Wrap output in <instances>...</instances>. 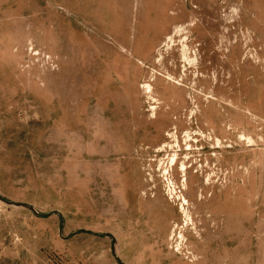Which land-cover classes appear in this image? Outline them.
Listing matches in <instances>:
<instances>
[{
	"label": "rangeland",
	"instance_id": "rangeland-1",
	"mask_svg": "<svg viewBox=\"0 0 264 264\" xmlns=\"http://www.w3.org/2000/svg\"><path fill=\"white\" fill-rule=\"evenodd\" d=\"M0 264H264V0H0Z\"/></svg>",
	"mask_w": 264,
	"mask_h": 264
},
{
	"label": "bare ground",
	"instance_id": "bare-ground-1",
	"mask_svg": "<svg viewBox=\"0 0 264 264\" xmlns=\"http://www.w3.org/2000/svg\"><path fill=\"white\" fill-rule=\"evenodd\" d=\"M147 87H148V88H150V86H149L148 84H147ZM189 136H190V135H187V138H190ZM174 139H175V138H174ZM175 140H176V139H175ZM187 145H188V144H187ZM177 146H178V145H177ZM186 147H189V146H186ZM174 154H175V153H174ZM172 160H173V159H172ZM172 162H173V161H172ZM182 168L185 170V168H184V165H183V164H182Z\"/></svg>",
	"mask_w": 264,
	"mask_h": 264
},
{
	"label": "water",
	"instance_id": "water-1",
	"mask_svg": "<svg viewBox=\"0 0 264 264\" xmlns=\"http://www.w3.org/2000/svg\"><path fill=\"white\" fill-rule=\"evenodd\" d=\"M11 203V202H10Z\"/></svg>",
	"mask_w": 264,
	"mask_h": 264
}]
</instances>
